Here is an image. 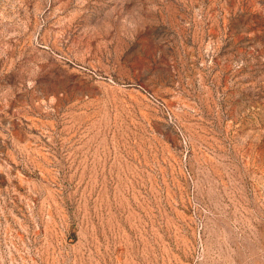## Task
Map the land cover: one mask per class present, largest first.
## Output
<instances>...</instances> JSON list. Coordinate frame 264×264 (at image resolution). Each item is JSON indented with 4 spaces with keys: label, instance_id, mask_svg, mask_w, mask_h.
I'll return each instance as SVG.
<instances>
[{
    "label": "rangeland",
    "instance_id": "374dc122",
    "mask_svg": "<svg viewBox=\"0 0 264 264\" xmlns=\"http://www.w3.org/2000/svg\"><path fill=\"white\" fill-rule=\"evenodd\" d=\"M0 264H264V0H0Z\"/></svg>",
    "mask_w": 264,
    "mask_h": 264
}]
</instances>
